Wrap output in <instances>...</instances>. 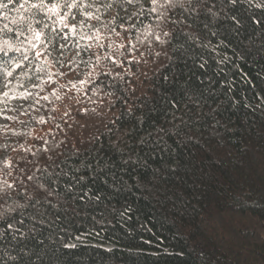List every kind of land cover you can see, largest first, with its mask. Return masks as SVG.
<instances>
[{
	"label": "trees",
	"instance_id": "16d2710c",
	"mask_svg": "<svg viewBox=\"0 0 264 264\" xmlns=\"http://www.w3.org/2000/svg\"><path fill=\"white\" fill-rule=\"evenodd\" d=\"M8 1L0 64L18 68L81 9ZM202 6L218 15L144 0L114 30L89 18L93 61L49 76L0 163V264H264V0Z\"/></svg>",
	"mask_w": 264,
	"mask_h": 264
},
{
	"label": "rangeland",
	"instance_id": "374dc122",
	"mask_svg": "<svg viewBox=\"0 0 264 264\" xmlns=\"http://www.w3.org/2000/svg\"><path fill=\"white\" fill-rule=\"evenodd\" d=\"M23 1L35 4L40 0ZM80 8L74 26L58 34L42 56L25 67L18 68L10 60L0 64V163L16 145L18 133L36 129V120L46 108L43 98L50 85L49 76L54 73L58 79L74 83L84 74L82 68H88L93 61L85 41L88 29L92 28L89 18L94 16L101 21L102 28L114 30L118 25L132 24L137 12L144 8V0H81Z\"/></svg>",
	"mask_w": 264,
	"mask_h": 264
},
{
	"label": "snow or ice",
	"instance_id": "6c2138e0",
	"mask_svg": "<svg viewBox=\"0 0 264 264\" xmlns=\"http://www.w3.org/2000/svg\"><path fill=\"white\" fill-rule=\"evenodd\" d=\"M153 2H156V0H153ZM166 2L167 3H169V5H171L172 4V0H166ZM187 2H188V4H190V5H192V7H191V11L192 12H199V11H203V12H205V13H210V14H212L213 16H216V15H218V13H212V10H211V8H205V7H201L200 9H197L196 8V5H203V0H187ZM221 2L223 3V2H225V0H221ZM226 3L227 4H231V5H235L236 3H237V0H226ZM0 7H6V5H4V4H0ZM181 7H183V5H181ZM230 19L231 20H233V21H235L236 22V24H239L240 23V21L237 19V17L236 16H232V17H230ZM205 28H207V24H205ZM212 35H216V33H212ZM196 39H199V37H197ZM204 66H205V64H204V62H201L200 64H199V67L200 68H204ZM9 75H11V73H9ZM189 100H190V102H191V104H192V106H193V108H199L200 107V103H199V101L198 100H196V99H193L191 96L189 97ZM161 131H163V129H161ZM29 179H32V177H29ZM84 179V177H80L79 178V180H77V183H79L81 180H83ZM9 187H11V185H9ZM71 187H73L72 185H70L69 186V188H71ZM40 188H44V186L43 185H40ZM59 193H55L53 190H48L47 191V195L48 196H51V195H58ZM5 195H7V193H5ZM85 195H86V193H85ZM73 199H76V198H78V199H80V200H83L85 197L84 196H79V197H72ZM97 199L99 198V197H96ZM20 223H23V221L21 220L20 221ZM13 227V225L12 224H8V228H12Z\"/></svg>",
	"mask_w": 264,
	"mask_h": 264
}]
</instances>
